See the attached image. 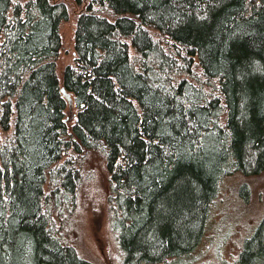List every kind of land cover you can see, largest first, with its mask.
<instances>
[{"label":"trees","instance_id":"obj_1","mask_svg":"<svg viewBox=\"0 0 264 264\" xmlns=\"http://www.w3.org/2000/svg\"><path fill=\"white\" fill-rule=\"evenodd\" d=\"M73 1L0 0V264H97L74 240L92 152L118 264H177L221 181L264 170V0ZM220 264H264V215Z\"/></svg>","mask_w":264,"mask_h":264},{"label":"rangeland","instance_id":"obj_2","mask_svg":"<svg viewBox=\"0 0 264 264\" xmlns=\"http://www.w3.org/2000/svg\"><path fill=\"white\" fill-rule=\"evenodd\" d=\"M66 1L77 8L73 0ZM74 30L75 18L72 15L61 27L63 47L57 63L60 76L65 64L73 60ZM65 96L66 112L72 119L75 114L73 97L67 91ZM86 165L92 176L83 183L76 210V247L97 264H118L120 253L110 222L104 161L92 152ZM239 174L228 175L221 181L204 236L198 246L177 264H220L237 258L244 239L251 235L264 215V170L251 175Z\"/></svg>","mask_w":264,"mask_h":264},{"label":"water","instance_id":"obj_3","mask_svg":"<svg viewBox=\"0 0 264 264\" xmlns=\"http://www.w3.org/2000/svg\"><path fill=\"white\" fill-rule=\"evenodd\" d=\"M62 90H65L64 88H62Z\"/></svg>","mask_w":264,"mask_h":264}]
</instances>
